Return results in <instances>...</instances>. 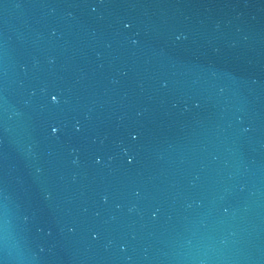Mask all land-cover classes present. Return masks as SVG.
Segmentation results:
<instances>
[{
  "label": "water",
  "instance_id": "obj_1",
  "mask_svg": "<svg viewBox=\"0 0 264 264\" xmlns=\"http://www.w3.org/2000/svg\"><path fill=\"white\" fill-rule=\"evenodd\" d=\"M0 264H264V0H0Z\"/></svg>",
  "mask_w": 264,
  "mask_h": 264
},
{
  "label": "clouds",
  "instance_id": "obj_2",
  "mask_svg": "<svg viewBox=\"0 0 264 264\" xmlns=\"http://www.w3.org/2000/svg\"><path fill=\"white\" fill-rule=\"evenodd\" d=\"M53 131H55V129H53Z\"/></svg>",
  "mask_w": 264,
  "mask_h": 264
},
{
  "label": "snow or ice",
  "instance_id": "obj_3",
  "mask_svg": "<svg viewBox=\"0 0 264 264\" xmlns=\"http://www.w3.org/2000/svg\"><path fill=\"white\" fill-rule=\"evenodd\" d=\"M53 99H55L54 97H53ZM130 162V161H129Z\"/></svg>",
  "mask_w": 264,
  "mask_h": 264
}]
</instances>
